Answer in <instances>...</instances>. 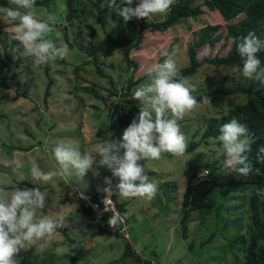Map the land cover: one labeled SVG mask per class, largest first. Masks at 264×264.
I'll return each instance as SVG.
<instances>
[{
	"label": "rangeland",
	"instance_id": "obj_1",
	"mask_svg": "<svg viewBox=\"0 0 264 264\" xmlns=\"http://www.w3.org/2000/svg\"><path fill=\"white\" fill-rule=\"evenodd\" d=\"M81 2L85 4L87 0ZM137 3L138 0H133L132 7ZM63 10L61 0H50L46 5H35L31 9L43 20H47L50 14L57 17L48 37L57 46L67 45L62 31L66 26L70 44L67 45L68 56L50 62L47 76L44 65L36 66L32 58H27L18 70L16 88L0 89V186L8 193L16 188H40L48 197L46 208L37 209V218H63L62 226L57 228L51 244L42 254L33 247L20 255L29 256L37 264H69L65 255H73L70 251L81 246L82 254L74 264H132L130 260H120L126 243L141 259H151L156 264H241L242 239L246 242L249 232L245 198L250 195L252 186L245 187L243 192L229 193L225 198L211 191L201 209L187 212L185 238L180 231V202L187 175L192 168L202 167L224 152L219 139L209 140L207 145L200 144L180 157L165 152L158 160L139 162L144 165L150 180L158 185V192L151 200L114 194L125 211V239L124 233L114 236L99 232L81 216L76 203L63 201L61 197L64 192L73 190L100 192L98 187H103L104 177H111V172L100 168L98 178H94L91 171L81 178L75 170H61L52 153L56 144L64 142L95 157L96 145L109 139L107 113L110 107L103 99L107 95L105 89L110 86L109 80L115 86L114 82H119L117 77H120L123 89L126 77L138 78L152 64L163 63L169 56L177 69L185 67L188 64L185 51L193 32L205 24H219V31L224 32L219 15L202 8L203 14L196 21H183L164 32L145 33L140 49L129 54L136 64L133 70L121 63L117 53L104 56L103 52L121 34L134 35L132 28L137 27V18L122 24L109 18L101 29L95 18L87 16L76 29L75 24L68 26L60 21L62 18L58 14ZM90 10L95 15V10ZM161 15L154 14L150 20L159 19ZM85 23L94 28V34L86 30ZM129 23L132 27H127ZM11 31L12 25L0 20V36L4 34L7 40H11ZM219 45L217 43L216 48ZM97 67L101 76L96 72ZM239 74L221 66L206 65L187 79L194 88L191 94L196 96L208 87L232 84V78H238ZM48 80L51 84L44 101ZM137 85L130 89L128 99L139 107V102L131 98L132 89ZM113 90L119 91V84ZM16 93L20 95L17 98L14 97ZM117 100L120 98L111 97V101ZM210 102L204 105L202 100L199 101L200 106L178 121L188 145L200 142L205 119L229 106H243L245 103L240 95L214 96ZM33 160L43 171L55 170L61 174L49 182L33 181L30 176ZM228 171L231 170L223 164L220 173ZM57 248L66 249V253L57 255Z\"/></svg>",
	"mask_w": 264,
	"mask_h": 264
},
{
	"label": "clouds",
	"instance_id": "obj_2",
	"mask_svg": "<svg viewBox=\"0 0 264 264\" xmlns=\"http://www.w3.org/2000/svg\"><path fill=\"white\" fill-rule=\"evenodd\" d=\"M175 2L176 0H138L137 5L132 7L133 0H121L120 4H117V0H109L108 6L127 22L132 18H148L164 13ZM124 3L128 6L121 7ZM9 4L15 7H0V20L12 25L10 36L18 42L17 51L22 57L32 58L36 66H41L68 56L69 48L66 44L57 46L48 38L53 32L52 25L57 22L55 15L50 14L47 20L38 18L31 11L36 0H9ZM262 50L264 41L253 32L242 37L237 51L246 60L243 68L236 66L233 72L264 83V68L257 56ZM145 75L147 79L132 89L131 98L139 102V113L123 131L122 140L107 139L97 144L95 157L89 152H81L71 143L61 142L52 149L60 169L75 170L81 178L89 171L94 178H98L99 169L107 168L112 176L104 177L103 187H98V191L107 197L118 194L124 198L153 199L157 195L158 185L150 180L144 165L139 162L158 160L165 152L180 157L188 148V139L181 131L178 121L200 106L191 94L194 88L187 78L179 77L176 64L170 56L163 63L148 67ZM202 103H211L210 98L203 97ZM219 133L218 139L222 142L226 157L224 167L239 175L248 176L252 165L246 155L251 143L246 127L232 119L220 126ZM258 154V158L264 159V146L258 149ZM60 174L55 170L45 172L35 160L31 161L30 176L33 181L49 182ZM113 178L118 183L113 184ZM47 197L40 188H16L8 193L0 187V264H21L22 251L35 247L42 254L51 244L57 228L63 224V218H37V209L46 208ZM104 210L108 211V208L105 206ZM121 220V215L114 212L108 219V225L115 229ZM38 241L43 243L38 244ZM55 251L61 256L66 253L64 248H57Z\"/></svg>",
	"mask_w": 264,
	"mask_h": 264
},
{
	"label": "trees",
	"instance_id": "obj_3",
	"mask_svg": "<svg viewBox=\"0 0 264 264\" xmlns=\"http://www.w3.org/2000/svg\"><path fill=\"white\" fill-rule=\"evenodd\" d=\"M49 1H36L35 5H46ZM61 1L64 10L58 14L62 18L60 21L68 26L75 24L76 29L81 26L87 16L95 18L101 29H103L102 27L105 25L106 20L109 21V18L119 24L124 21L116 11L108 6L109 0H87L85 4L81 0ZM189 1L197 4H190L188 3ZM120 3L121 0H117V4ZM126 6H128L126 3L121 4V7ZM0 7L14 8L15 6L10 5L9 0H0ZM202 8L208 12H216L219 15L223 22L224 32L219 31L221 28L219 24H205L193 32L192 41L185 51L188 64L183 68L177 69L179 77L188 78L206 65L221 66L232 72L236 66L243 68L246 57L239 55L237 45L241 38L247 36L249 32H253L264 41V0H176L166 12L162 13L159 19L151 21L152 15L148 18L138 19L137 27L132 28L134 35L121 34L118 39L111 41L110 48L104 51L103 55L109 56L112 53H117L125 67H131L135 70L136 64L130 59L129 54L131 51L140 49L145 33L164 32L181 24L183 21H196L203 14ZM90 9L95 10V15L92 14ZM103 13H105L104 17H102ZM85 27L86 30L94 34L95 30L90 24L85 23ZM127 27H132V25L129 23ZM62 31L64 32L63 39L65 43L70 46L67 41L69 36L66 33V26L62 27ZM1 36L0 89L16 88L18 70L21 64L27 61V58L22 57L17 51L19 47L17 41L13 39L7 40L4 34ZM217 43H220L218 48H216ZM204 52L207 53L204 55ZM257 56L261 61V67L264 68V50L258 52ZM49 67L50 62L44 65V74L46 76ZM99 70V67H97L96 72L101 76ZM117 78L119 82L115 81L114 83H116L115 86L119 84V91L114 92L113 88L115 86L109 80L110 86L105 89V94L107 95L103 98L105 102H108L106 105L110 107L107 113L108 134L111 133V136H109L110 140L122 139L123 131L137 117L139 107L132 104L128 99L129 92L133 86L147 79L145 73L138 78L128 76L124 79L126 80L124 83L125 87L122 89L123 80L120 77ZM232 80V84L208 87L194 97L199 102L206 96L211 98L214 96L240 95L245 101L244 105L229 106L225 111L217 112L214 116L205 119L200 142L198 144L190 142L186 151L194 150L200 144L207 145L209 140H218L220 126L232 119H236L247 129V136L251 143L250 151L246 155L248 156V162L252 165V171L248 176L239 175L232 170L227 173H220L226 159L224 152L202 167L192 168L187 175L180 202V231L181 236L185 238L187 212L201 209L206 196L211 191H216L222 198H225L229 193L243 192L245 187L252 186L250 195L245 198L249 217V232L246 242L242 239L243 262L241 264H264V159L258 158V149L264 146V83L245 78L241 73L238 78H232ZM50 84L51 81L48 80L44 91V101L47 98ZM122 92L124 93L122 94ZM109 95L120 98V100L113 102L111 101L112 96ZM18 96H20L18 93L14 95L15 98ZM202 170L207 171L206 175L197 177L198 172ZM116 183H118V180L114 178V184ZM65 193L62 196V200L72 202L64 198ZM91 195L94 199H97V194L92 193ZM76 205L81 216L87 220L88 211L83 209L79 203H76ZM117 208L123 214L121 206L117 205ZM91 225H94L101 233L118 236L115 231L102 227L100 222H95ZM69 243L73 242L69 240ZM70 252L74 254H66L65 257L68 259L69 264H74L82 254V248L77 246ZM20 256L22 257L21 264H37L25 254ZM120 260H130L132 264H156L154 260L141 259L126 243L124 244Z\"/></svg>",
	"mask_w": 264,
	"mask_h": 264
},
{
	"label": "built area",
	"instance_id": "obj_4",
	"mask_svg": "<svg viewBox=\"0 0 264 264\" xmlns=\"http://www.w3.org/2000/svg\"><path fill=\"white\" fill-rule=\"evenodd\" d=\"M206 173V170H202L198 172L197 177L204 176ZM64 198L72 202L79 203L83 209L88 211L87 220L89 224L100 222L102 227L109 228L110 230L115 231L117 234L124 233V239L127 238L125 234L126 220L124 215L118 210L113 196L107 197L103 192H101L100 194H97V199H94L91 194L73 190L67 191ZM105 206L108 208V211L104 210ZM114 212H118L122 217L121 222L115 229L108 225V219Z\"/></svg>",
	"mask_w": 264,
	"mask_h": 264
},
{
	"label": "crops",
	"instance_id": "obj_5",
	"mask_svg": "<svg viewBox=\"0 0 264 264\" xmlns=\"http://www.w3.org/2000/svg\"><path fill=\"white\" fill-rule=\"evenodd\" d=\"M108 118V117H107ZM107 128H108V126H107ZM109 137V136H108ZM110 139V138H109ZM81 192H83V191H81ZM65 193V192H64ZM64 193H63V195H64ZM83 193H86V194H92V193H95V194H100L101 193V191L100 192H94L93 190H91V191H88V192H83ZM62 195V196H63ZM61 196V197H62ZM113 199H114V201H115V203L118 205L119 203L116 201V197H115V195L113 194ZM120 205V204H119ZM121 206V205H120ZM121 208H122V210H123V215H124V217H125V211H124V209H123V207L121 206Z\"/></svg>",
	"mask_w": 264,
	"mask_h": 264
}]
</instances>
